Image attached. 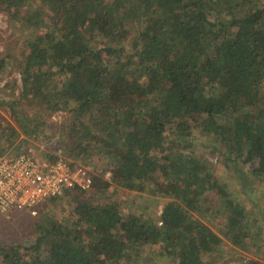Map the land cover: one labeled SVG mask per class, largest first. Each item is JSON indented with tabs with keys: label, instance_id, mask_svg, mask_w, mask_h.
<instances>
[{
	"label": "trees",
	"instance_id": "obj_1",
	"mask_svg": "<svg viewBox=\"0 0 264 264\" xmlns=\"http://www.w3.org/2000/svg\"><path fill=\"white\" fill-rule=\"evenodd\" d=\"M0 11L25 36L19 50L0 54V76L17 61L22 79L18 94L0 100L13 118L0 110V155L21 131L32 136L47 124L37 121L43 113L65 110L58 150L86 164L101 156L103 165L83 163L88 187L46 199L35 241L0 247L3 264H136L141 246L162 241L178 264H217L222 236L204 218L219 212L231 243L250 249L254 226L245 203L201 156L181 154L179 145L189 143V120L201 118L202 131L226 147L228 159L242 156L264 176V4L0 0ZM106 169L118 185L167 197L160 221L125 213L106 198ZM100 197L106 202L94 201ZM67 199L74 200L70 221L53 217L44 225L48 203Z\"/></svg>",
	"mask_w": 264,
	"mask_h": 264
},
{
	"label": "rangeland",
	"instance_id": "obj_2",
	"mask_svg": "<svg viewBox=\"0 0 264 264\" xmlns=\"http://www.w3.org/2000/svg\"><path fill=\"white\" fill-rule=\"evenodd\" d=\"M254 3L264 4V0H254ZM228 15L225 14V18H228ZM24 39L25 36L20 34L18 22L15 19H11L7 12L0 11V54L7 51L9 47L19 50L24 45ZM99 39L103 40L102 37H99ZM19 68V62L15 61L14 64L12 62L8 64L2 72L0 76V100L4 97L10 98L13 92L18 94L22 84ZM45 68H47V65ZM29 109L32 110L29 112H35L39 110V106H31ZM0 110L8 119H13L9 109L0 107ZM46 115V113H43V117L37 118V121H43V118H46L47 124H42L35 135L28 136L21 131L19 139L13 145H9L5 152L24 151L26 149L43 159L46 157L42 153L43 150L52 152V154H56L57 152L64 155L61 153V148L59 150L57 148L59 147L57 143L60 130H56V126L64 118L66 111L59 110L50 117ZM200 120L201 118L199 120H189L191 123L190 134L185 138V141L189 143L188 145H184V143H181V146L179 145L181 154L185 151H190L201 156L214 169L215 177L219 181L225 182L228 188L245 203L249 209L248 217L254 226L252 234L248 237L251 244L250 249H245L234 246L230 238L224 234L223 221H225V215L219 212L212 214V218H209L210 220L206 217L204 218V221L207 220L222 236V241L216 253H214L218 260L217 264H252L253 260L264 264V176L253 174L252 166L250 163L244 162L242 156H238L236 159H228L226 147L213 134H207L202 131V126L199 125ZM4 124L5 120H2L1 125ZM172 130L171 128L167 133L171 137L169 139L175 137V133ZM52 133H54L53 137L49 138L48 136ZM64 156L69 161L74 160L72 156V158ZM101 159V156L94 155L89 158L92 164L94 162L98 163V170L103 167ZM74 161H81L86 164V161L81 159H75ZM92 164L86 165L92 167ZM103 178L111 181L110 186L105 192V197L120 203L123 212L136 211L142 213L148 220L160 221L163 206L168 200L167 197L155 195L144 190L124 187L112 182L111 178ZM98 199L96 198L94 201L100 203L106 202V199L103 197ZM73 202L74 200L67 199L61 202L48 203L46 207L51 209L50 211H42L44 212L41 216L43 224L51 226L53 217L58 218L64 223L69 222L73 217ZM45 212L48 213L46 214ZM39 213L32 215L24 210L9 212L8 214L0 212V247L17 243L26 244L34 242L38 234L36 219ZM166 246L165 241L141 246L135 256V263L178 264V256L167 253ZM0 264H3L2 255H0Z\"/></svg>",
	"mask_w": 264,
	"mask_h": 264
},
{
	"label": "built area",
	"instance_id": "obj_3",
	"mask_svg": "<svg viewBox=\"0 0 264 264\" xmlns=\"http://www.w3.org/2000/svg\"><path fill=\"white\" fill-rule=\"evenodd\" d=\"M107 169L104 177L111 178ZM92 182L90 168L83 163L71 164L59 153L55 158H41L30 150L0 155V212L28 211L35 215L44 201L63 196L77 185Z\"/></svg>",
	"mask_w": 264,
	"mask_h": 264
}]
</instances>
